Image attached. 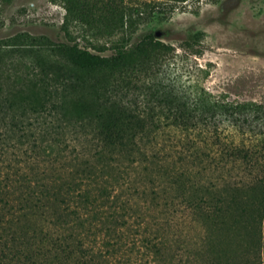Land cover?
<instances>
[{
	"label": "trees",
	"instance_id": "trees-1",
	"mask_svg": "<svg viewBox=\"0 0 264 264\" xmlns=\"http://www.w3.org/2000/svg\"><path fill=\"white\" fill-rule=\"evenodd\" d=\"M62 1L69 17L111 38L110 51L21 34L0 45V140L7 134L16 149L41 146L40 126L69 119L93 132L96 149L85 163L60 169L35 156L17 159L15 148L0 153V264H105L103 251L132 255L141 247L144 264H179L166 232L151 222L155 206L128 191L127 167L147 158L144 139L162 124L194 139L201 133L204 143L215 138L219 152L256 167L245 184L196 186L186 171L175 184L202 225L206 264H264V120L251 123L264 103L149 73L175 53L154 28L178 8L219 0ZM121 93H141L146 105ZM211 112L234 133L224 147L225 129L210 125Z\"/></svg>",
	"mask_w": 264,
	"mask_h": 264
},
{
	"label": "rangeland",
	"instance_id": "rangeland-1",
	"mask_svg": "<svg viewBox=\"0 0 264 264\" xmlns=\"http://www.w3.org/2000/svg\"><path fill=\"white\" fill-rule=\"evenodd\" d=\"M194 7L195 11L191 6L176 9L154 28L156 37L175 46V53L149 73L154 79L173 78L186 85L197 81L226 100L264 103V0L204 1ZM143 32L139 29L135 36ZM20 34L42 36L54 43L77 42L92 51H98V46L106 47L103 53L110 51L111 38L98 36L69 17L62 0L0 1V45L5 46ZM186 40L194 42L192 47L198 52L185 46ZM121 95L138 108L146 105L141 93L135 97ZM209 118L210 125L218 124L225 129L220 136V145L224 147L234 134L228 128L229 120L215 112ZM263 120L264 111L251 123L255 125ZM40 128L45 135L41 146L26 143L25 147L16 149L6 134L0 140V153L15 148L17 159L23 155L35 156L50 169H60L85 163L96 149L93 132L69 119ZM197 138L162 124L157 132L144 139L154 147L148 149L147 158L127 167L132 179L129 193L141 195L149 205L155 206L158 216H153L151 222L166 232L179 264L207 261L202 225L178 196L176 176L186 171L185 180L196 186L225 182L240 185L248 183L255 172L250 170L252 164L235 163L227 150L219 152L218 145L211 144L215 138L207 143L203 142L201 133ZM258 154L264 156V148ZM143 249L132 255L103 251L109 257L105 264H144Z\"/></svg>",
	"mask_w": 264,
	"mask_h": 264
}]
</instances>
